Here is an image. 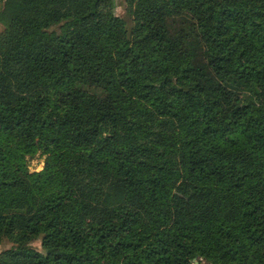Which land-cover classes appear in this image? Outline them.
<instances>
[{
    "label": "trees",
    "instance_id": "1",
    "mask_svg": "<svg viewBox=\"0 0 264 264\" xmlns=\"http://www.w3.org/2000/svg\"><path fill=\"white\" fill-rule=\"evenodd\" d=\"M125 2L2 0L0 264H264V0Z\"/></svg>",
    "mask_w": 264,
    "mask_h": 264
},
{
    "label": "rangeland",
    "instance_id": "2",
    "mask_svg": "<svg viewBox=\"0 0 264 264\" xmlns=\"http://www.w3.org/2000/svg\"><path fill=\"white\" fill-rule=\"evenodd\" d=\"M114 1V12L117 16L121 17L124 19L127 28H130L132 25V19L131 17L127 14L126 12V2L125 0H113ZM2 4V0H0V6ZM2 29V25L0 24V31ZM44 161H45V154H42L41 152H36L32 156L27 157V164H28V169L30 172L33 171H40L43 169L44 166ZM34 247L40 248V242L38 240H35L31 243ZM12 244L8 241H3L0 244V252L5 249L10 247ZM201 264H207L205 261H201Z\"/></svg>",
    "mask_w": 264,
    "mask_h": 264
},
{
    "label": "water",
    "instance_id": "3",
    "mask_svg": "<svg viewBox=\"0 0 264 264\" xmlns=\"http://www.w3.org/2000/svg\"><path fill=\"white\" fill-rule=\"evenodd\" d=\"M194 264H197V261H195Z\"/></svg>",
    "mask_w": 264,
    "mask_h": 264
}]
</instances>
